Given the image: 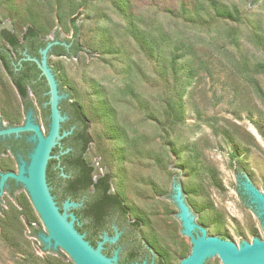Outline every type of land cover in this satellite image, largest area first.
I'll use <instances>...</instances> for the list:
<instances>
[{
	"label": "rangeland",
	"instance_id": "rangeland-1",
	"mask_svg": "<svg viewBox=\"0 0 264 264\" xmlns=\"http://www.w3.org/2000/svg\"><path fill=\"white\" fill-rule=\"evenodd\" d=\"M71 18L81 51L76 58L53 56V70L88 122L85 160L94 166L93 177L108 173L111 191L129 220L139 223L137 234L127 233L126 246L165 264L189 254L181 222L172 218L179 214L172 202L179 181L192 194L210 193L208 204L189 203L205 210L200 227L208 225L212 236L233 231L242 243L241 222L252 240L264 239L262 219L243 195L241 180L249 173L232 137L258 157L253 166L264 189L258 169L264 160V73L257 68L264 64V0H0V30L7 24L16 36L32 26L44 39L56 32L71 39ZM178 45L193 52L182 113L169 107L183 90L181 72L175 75L167 63ZM35 111L41 118L35 105L32 117ZM25 116L0 64V118L18 125ZM5 171H17V163L4 156ZM28 223L43 232L19 188L0 215V264H72L29 238ZM109 250L117 258L124 251Z\"/></svg>",
	"mask_w": 264,
	"mask_h": 264
},
{
	"label": "water",
	"instance_id": "water-1",
	"mask_svg": "<svg viewBox=\"0 0 264 264\" xmlns=\"http://www.w3.org/2000/svg\"><path fill=\"white\" fill-rule=\"evenodd\" d=\"M55 45L68 47L64 42L49 40L42 49L38 50L39 59L29 56L24 58L35 63L47 86L48 100L44 104L49 108L47 129L36 111L32 117L33 109L26 111L22 124L0 127V138L11 136L18 138L25 133L26 141L30 144L25 158L20 154L16 156L17 171L0 172V215L10 196L6 192L9 190L8 182L13 181L14 185L25 190L32 208L44 227L43 232L37 233L43 251H50L58 258L67 255L72 264H119L116 256H106L102 251L105 245L108 251L109 248L114 253L120 250L121 248L113 246L118 241L116 236L119 239L121 232L117 233L114 229L115 234L112 237L103 234L96 246L92 247L84 239L85 235L78 233L74 226L76 218L71 210L78 207V204L66 200L65 207H59L47 184V163L54 157L58 158L52 156L51 151L60 145L63 137L69 134V132L60 133L61 123L67 117L61 114L59 104L67 95L58 89V85L62 86V84L57 76V80L55 79L53 73V56H48ZM1 121L4 123L2 118ZM232 137L244 162L242 169L249 173L241 180L243 195L250 202L247 207L258 213L264 227V189L253 166L258 157L234 136ZM64 153L66 151L60 154ZM258 169L264 175V160ZM209 197L210 193L205 189L192 194L180 181L177 185L172 202L179 208V214L174 213L172 218L181 222L182 233L190 243L189 254L178 264H215L217 261L222 264H264V239L257 236L252 240L251 233L241 222L237 225L244 232L245 241L242 243L233 231L225 234L228 240H224L212 236L208 225L200 227L205 210L192 208L189 201L208 204ZM126 237L127 235L124 236L125 239ZM124 254L125 251H120L119 256Z\"/></svg>",
	"mask_w": 264,
	"mask_h": 264
},
{
	"label": "trees",
	"instance_id": "trees-1",
	"mask_svg": "<svg viewBox=\"0 0 264 264\" xmlns=\"http://www.w3.org/2000/svg\"><path fill=\"white\" fill-rule=\"evenodd\" d=\"M258 1L253 0V3L255 4ZM215 11L220 16L224 15L223 12ZM70 22L73 30L71 39H62L57 32L53 36L54 40L64 42L68 47L55 45L51 48L49 56L76 58L81 51L77 42L79 28L75 25V18H71ZM48 41L40 37L39 32L32 26H28L19 36H16L12 28L7 24L0 30V64L21 99L24 111L34 109V105L37 106L40 109L41 119L46 129L49 122V108L44 106L48 100L45 80L40 76V71L34 62L23 59L18 64V61L25 56L39 59L38 49H42ZM22 51H25V55L21 54ZM192 56V50L186 45L174 46L167 55V63L173 73L177 75L181 72L180 74L184 79L183 90L177 101L169 105L171 110L176 109L178 113L183 112L184 88L190 85L194 76L190 66ZM257 68L264 73V64L257 66ZM58 89L59 91H65L67 95L59 104L61 114L67 117L61 123L60 133L69 132V134L63 137L60 140V145L51 151V155L58 156V158L54 157L47 163L46 180L50 187V193L55 196L58 201L57 204H60V201L65 199L78 204V207L72 209V213L76 218L74 226L78 233H86L84 239L92 247H95L100 240L97 237L98 232L105 230L109 237L114 235L110 228L112 223L118 227V231H123L120 243L126 244L124 236L131 231L137 234L139 223L135 220H129L128 209L122 199L117 193L111 191L110 175L108 173L97 176L93 180L94 166L85 160V154L91 143L88 122L80 106L71 102L72 95L60 85H58ZM26 135L25 133L21 134L24 137L19 143V151H21V156L24 158L30 148V144L26 141ZM25 147H28L26 152L24 150ZM64 151L66 153L60 154ZM9 183L11 188L7 193L10 195L21 188L14 185L13 181H9ZM126 224L132 225L133 228L128 229ZM38 232H40L39 229L31 230V234L36 237ZM218 237L228 240L224 235ZM135 242V244L139 245V249L144 247L138 238H136ZM146 251L148 250L146 249ZM109 253L108 255H110ZM138 255L139 250L128 247L125 254L118 260V263L124 264L129 260L136 259ZM151 263L165 264L162 259L157 257H154Z\"/></svg>",
	"mask_w": 264,
	"mask_h": 264
},
{
	"label": "flooded vegetation",
	"instance_id": "flooded-vegetation-1",
	"mask_svg": "<svg viewBox=\"0 0 264 264\" xmlns=\"http://www.w3.org/2000/svg\"><path fill=\"white\" fill-rule=\"evenodd\" d=\"M45 40H54L53 38H51V39H45ZM39 50V49H38ZM21 54L22 55H25V51H22L21 52ZM49 56V55H48ZM26 57V56H25ZM24 57V58H25ZM50 57V56H49ZM59 57H65V56H59ZM24 58H21L19 61H18V64H20V61L21 60H23ZM8 126H12V125H10V124H4L2 121H1V118H0V127L1 128H3V127H8ZM73 128V127H72ZM23 137L24 136H21V137H18V138H14L13 136H11V137H4V138H0V159H1V157H10V158H12L13 160H14V162H16V156L18 155V154H22L21 153V151H19V143H20V141L23 139ZM27 148L28 147H25L24 148V150H25V152H26V150H27ZM7 172V171H6ZM8 185H9V189L11 188V185H10V183L8 182ZM9 190H7L6 192H8ZM54 197V200H55V202H56V204L58 203V201L55 199V196H53ZM66 200V199H65ZM64 200H62V201H60V204H57L59 207H61V203L63 202ZM72 211V210H71ZM126 227L128 228V229H132L133 228V226L132 225H129V224H126ZM110 228H111V230L114 232V228H116L117 230H118V227L114 224V223H112L111 225H110ZM119 232H121V235H120V237H119V239H118V241L116 242V244L113 246V247H115V246H117V247H119V248H121L122 250H124V251H127V246L126 245H128L127 244V242H126V244L125 243H120V239H121V236H122V233H123V231L121 230V231H119ZM81 234H84L85 236H86V233H81ZM103 234H107V231H105V230H103V231H100V232H98V234H97V237H101ZM105 246H107V245H105ZM104 246V249H103V251H102V253L104 254V255H106V256H111V252L110 251H108L107 250V247H105ZM107 252V253H106ZM108 252H110L109 254L110 255H108ZM122 256H119L118 257V260L121 258ZM152 260H153V257H151L150 255H147V254H145V255H143V256H138L136 259H133V260H129L128 262H126V263H124V264H137V263H140V262H142V261H146V262H148V263H151L152 262Z\"/></svg>",
	"mask_w": 264,
	"mask_h": 264
},
{
	"label": "built area",
	"instance_id": "built-area-1",
	"mask_svg": "<svg viewBox=\"0 0 264 264\" xmlns=\"http://www.w3.org/2000/svg\"><path fill=\"white\" fill-rule=\"evenodd\" d=\"M96 177H97V176L93 177V180H95ZM32 229H37V228L35 227V224H34V223H28V224H27V233H28V235H29V238L34 239V240H35L36 242H38V244H39V241H38L37 237H36V236H33V235L31 234V230H32ZM43 231H44V228H43ZM39 246H41V244H39Z\"/></svg>",
	"mask_w": 264,
	"mask_h": 264
}]
</instances>
